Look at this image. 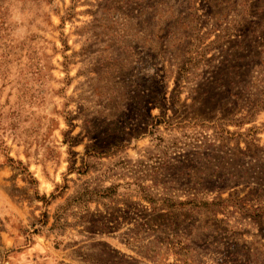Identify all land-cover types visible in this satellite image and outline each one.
<instances>
[{
  "label": "rangeland",
  "instance_id": "1",
  "mask_svg": "<svg viewBox=\"0 0 264 264\" xmlns=\"http://www.w3.org/2000/svg\"><path fill=\"white\" fill-rule=\"evenodd\" d=\"M0 264H264V0H0Z\"/></svg>",
  "mask_w": 264,
  "mask_h": 264
}]
</instances>
